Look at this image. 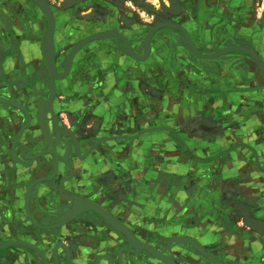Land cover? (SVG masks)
<instances>
[{"label": "crops", "instance_id": "0c3cea01", "mask_svg": "<svg viewBox=\"0 0 264 264\" xmlns=\"http://www.w3.org/2000/svg\"><path fill=\"white\" fill-rule=\"evenodd\" d=\"M19 9L21 11L17 12L19 16L21 15L19 19L25 18L26 10ZM262 32L264 35V29ZM72 37L73 35L69 39H63V44ZM14 43V39L11 42L8 36L5 38L0 36V49H9ZM16 43L17 47L14 48L17 49H14V52H19L17 54L28 64L34 57L30 54L31 42L21 40ZM63 44L59 47H63ZM37 45L39 50L36 57L42 59L44 53L41 51L42 41L37 42ZM95 45L97 48H93ZM103 46L101 41L91 42L81 52L88 53V58L96 55L95 52L104 54L102 65L106 69L105 82L108 84V93L103 102L109 111L114 110L117 105V120H126L127 109L135 111L132 112L135 117L140 115L136 114V109H140V105L145 103L141 98L142 74L151 77L160 72L164 81L174 83L178 104L195 103L202 106L207 95L211 96L213 99L209 100L211 105L209 113L217 109L218 118H222L221 105L223 103L228 105L225 110L233 115L236 135L247 136L246 144L238 143L236 140L237 147L234 151H229L231 155L227 156L229 157L227 160L209 161L207 164L212 170L210 175L204 179L200 176L195 178L197 182L193 178L191 184L194 187L191 193L187 181L190 179L181 177V180L176 182L177 186L167 189V194L163 198L158 190L148 188L145 182H139V179L138 182L134 181L133 185L131 183L126 185L132 169L135 172L138 167L141 168L142 150L134 149L131 156L127 157L123 145L120 146L118 143H113L112 146L102 145L104 151L96 150L83 159L73 158V176L70 180H65L69 174L65 164L61 162L54 164L50 155L38 159L36 157L33 164L24 172L17 171V175L12 172V175L8 174L5 177L0 174V190L3 184L2 193L9 188L13 192L8 204L3 197L4 194L0 192V223L4 227L0 229V242L12 236L20 242L34 245L41 251L47 264H70L68 257L73 264H108V259L115 261L122 244L118 242L119 238L114 236L113 230L107 224L92 226V221H86V218L92 217L91 213L74 221H68L72 215V204L63 197L67 193H75L85 200L96 203L124 222L125 218L135 219L143 216L151 220L159 218V222L166 224L175 221L189 231L199 229V236L203 232L212 233L217 249L220 250L217 261L221 264H264V77L253 56L244 52L239 55L241 57L239 61L230 60L228 66H222L217 65L218 59L224 57L227 60L231 59L232 52L216 53L214 55L216 58L207 59L210 65L204 64L206 59L195 54L197 59L195 56H191L190 59V55L186 53L180 56L173 55V52L166 54L162 52L160 56L163 59L158 60L159 54L150 52L145 57L148 59L143 62L138 54V56L135 54L138 58H133L123 51L104 50ZM257 49L259 52H251V54L259 57L264 64V43L260 49ZM201 55L206 56L203 53ZM17 58V55L13 54L5 64L6 68L12 65L13 68L10 70L13 73L18 70V67L13 65ZM60 58L61 56L56 57L55 54L56 64ZM147 61L149 64L146 63ZM73 62L74 59L71 64L72 69ZM159 65L165 70L159 71L157 69ZM153 79L150 78L152 82ZM114 82L118 83V86H114ZM66 83L61 82L58 89L61 90L62 85L65 84L62 93L68 96L67 100L74 102L80 87L73 80ZM153 90L158 89L153 86ZM228 90L230 91L227 92ZM56 105V109L62 111V105L58 101ZM130 106L132 108H129ZM200 109L205 110L202 107ZM123 110L125 113L121 112ZM235 110L237 113H234ZM174 119L170 116L167 120ZM239 130L244 133L240 134ZM102 133L108 136L116 135L111 132L110 126ZM27 134L28 136L23 138L26 146L20 149V154L28 159L36 151L32 144L46 145L47 141L41 139V134L35 126ZM214 135L224 134L219 129ZM26 151H29V155ZM59 152L63 154L61 150ZM253 152H256L259 158V166L256 165V161L251 160L252 157L254 158ZM1 166L3 167L4 164ZM8 168L16 169L11 163L8 164ZM225 171L231 173L228 181L215 182L216 175ZM110 172L113 176L109 175ZM52 173L53 177H49ZM2 177L5 181L1 180ZM155 183V186L158 185V182ZM165 183L168 185L170 180L164 181L163 185ZM176 188L181 190L177 202L174 195L170 198L167 196ZM210 191L217 192V197L214 198L216 202L213 204L215 208L213 220L206 216L207 211L204 209L206 206L211 207V204L205 205V201L210 200L205 197ZM190 194L193 195L191 200L195 202L193 208H186L184 198ZM10 225H13V229H10ZM167 227L168 225H165L164 228L168 229ZM191 238L199 241L198 237ZM2 246L4 248L0 249L1 264H45L44 258L31 247L23 244ZM54 249L56 254L53 253ZM123 260L124 264H127L125 256Z\"/></svg>", "mask_w": 264, "mask_h": 264}, {"label": "rangeland", "instance_id": "374dc122", "mask_svg": "<svg viewBox=\"0 0 264 264\" xmlns=\"http://www.w3.org/2000/svg\"><path fill=\"white\" fill-rule=\"evenodd\" d=\"M45 1L55 16L53 49L56 52V57L61 56L59 62L57 61L58 72H63L66 66L64 60L66 52L84 38L100 31L119 32L129 40L136 55L146 57L148 51L145 46V38L149 31L158 24L178 25L185 29L190 41L184 33L176 28L163 27L157 30L151 41V52L159 54L158 60L163 59L160 56L162 52L165 54L173 52V55L180 56L186 53L190 55L191 59V56H195L191 46L195 51L206 56L215 55L223 50L232 52L231 59L227 60L225 57L221 60L218 59L217 65L222 66H228L230 60L239 61L241 58L239 55L244 52L255 56L251 52H259L257 48L260 49L264 43L262 32L264 29V0ZM26 3L29 5V10L25 9V18L21 19L29 30L23 38L16 39L17 42L21 40L29 42L31 41L30 35L33 34L39 36V27L40 25L46 27V21L33 4L34 2L31 3V0H0V15L5 14L14 21L21 17L18 14L19 8H23V4ZM72 35L71 40L63 44L62 40L69 39ZM40 40L39 37L38 42ZM95 41L103 42L104 50L126 51L124 44L114 36ZM14 42L16 43L15 39ZM61 44L63 47H59ZM87 44L76 52L71 75L64 80H55L48 73L47 80L49 79L57 86H60L61 82L68 84L72 80L74 83H78L80 88L77 96L74 97V102L67 100L68 96L62 93L65 86L63 84L59 90L58 103L62 105V125L69 132L75 134L82 143L83 149L87 151L86 154L94 153L96 150L104 151L103 146H110L113 143L123 145L126 150L124 154L127 157L131 156L134 149L142 150L141 168L138 167L135 172L132 169L126 185L128 183L133 185L134 181L138 182L139 179V182L144 181L148 188L158 190L157 192H160L163 198L167 194V189L176 187V182L181 180V177H185L190 179L186 180L190 184L191 193V189L194 187L191 184L193 178L197 182L195 178L200 176L204 179L210 175L212 170L207 164L209 161L227 160L229 158L227 156L231 155L229 151L235 150L237 142L246 144L247 136L237 137L236 135V122L232 119L233 115L229 114L230 111L225 110L226 107H229L228 105L224 103L221 105L222 118H218L217 109L209 113L211 106L209 100L213 99L211 96L207 95L202 106L195 103L193 105L191 103L178 104L174 83L164 81L160 72L151 77L148 75L145 77V74H142L143 78L140 80L141 98L145 103L140 105V109H136V114L140 115L135 117L132 114L135 111L127 109L126 120H117V105L114 110L110 109L109 111L103 102L108 93V84L105 82L106 69L102 65L104 54L95 52L96 55L88 58V53L81 52ZM96 46L93 48H97ZM89 48L92 49V47ZM14 49V47H10L3 51L14 52ZM172 57L175 58V56ZM195 58L197 59L196 56ZM146 63L149 64V61ZM189 63L191 64V61ZM203 63L210 65L207 59ZM157 69L165 70L160 65ZM152 77L154 82L150 80ZM116 79L115 77L114 80L116 81ZM114 86H118V83L114 82ZM153 86L158 90L154 91ZM209 93L211 92L209 91ZM200 107L205 110H201ZM121 112L125 113V110ZM234 113H237V110ZM170 116L175 119L168 121ZM139 117L140 119H138ZM108 126H110L111 132L116 135L108 136L106 133H102V131L106 132ZM219 129L224 135L215 136L214 133ZM239 131L240 134L244 133L242 130ZM210 133L212 135H209ZM253 156L254 158L252 157L251 160L256 161L254 152ZM230 174L226 171L222 174L218 173L215 182H227ZM109 175L113 176L111 172ZM166 180H170V183L163 185ZM155 182H158V185L155 186ZM214 192L210 191L205 196L211 200L205 201V205L206 203L207 205L211 204V207L204 208L207 211L206 216H209L210 220H213L215 216L213 204L216 202L214 198L217 197V192ZM180 193L181 190L176 188L172 194L169 192L167 196L170 198L174 195L175 202H177ZM192 198L191 194L184 198L186 208H193L192 205L195 201L191 200ZM88 220L91 221V218ZM121 222L140 240L157 247L161 254L173 260L175 264H215L206 255L218 260L220 250L217 249V243L212 233L203 232L199 236V229L189 231L185 230L181 223L175 221L166 224L159 222V218L151 220L143 216L135 219L125 218V222ZM165 225H168V229L164 228ZM192 236L198 237L199 241L191 238ZM120 240L125 246L121 237ZM123 250L121 253L123 257H126L127 264H164L147 253L136 255L128 250Z\"/></svg>", "mask_w": 264, "mask_h": 264}, {"label": "flooded vegetation", "instance_id": "af4514ba", "mask_svg": "<svg viewBox=\"0 0 264 264\" xmlns=\"http://www.w3.org/2000/svg\"><path fill=\"white\" fill-rule=\"evenodd\" d=\"M31 3L33 2L31 1ZM23 5V8L25 7L24 9L29 10V5L27 3ZM35 7L37 6L35 5ZM37 9L40 11L41 16L45 20L42 10L38 7ZM0 19L1 37L5 38L8 36L11 40L15 39V41H17L16 39L23 38V36L28 33L29 28L28 26H25L26 24L22 19H16L14 21L5 14H1ZM46 27L44 25H40L39 36H36V34H33L32 36L30 35L29 39L31 40L30 42L32 46L30 54L34 57L30 59L28 64H26L24 59L17 54L19 52H4L3 49H0V164H4L3 167L0 165V174L3 177L8 174L12 175L17 171L24 172L33 164L36 157L38 159L40 157L42 158L46 155H50L54 164L57 165L61 162L68 167L69 174L66 176L65 180H70L73 176V158L83 159V157L92 154V152L90 154H86L87 151L81 147L78 150L75 149V143L71 138V135L75 136V134L69 132L67 128H64L62 125L63 119L61 111L56 109V103L60 92L58 86L52 82L50 85L45 84L47 74L49 73L47 70L45 56L46 51L44 48V30ZM39 37L42 40L41 51L44 52L42 59H38V57H36L39 50L37 48ZM11 46L17 47V43H14V45L12 44ZM221 52L227 51L223 50ZM13 54H16L18 57L17 60H15L16 62L13 64L18 67V70L15 73L10 70L13 68L12 65L9 68H6L5 65L7 60L13 57ZM71 70L68 76L71 74ZM68 76H66V78ZM33 126H35V129L40 132L41 139L43 138L42 140H46L47 144H37L33 142L34 144H32V146H35L36 151L33 152V154L27 159L21 156L20 149L22 150V147L26 146L23 142V138L28 136L27 133L30 132ZM60 150L63 154H60ZM26 154L29 155V151H26ZM7 163H11L16 167V169H9ZM3 177L1 180L5 181V178L3 179ZM49 177H53V173L50 174ZM2 188L3 184L0 190L1 193ZM2 195L8 204L9 198L13 195V192L10 188L5 189ZM76 196L82 198L75 193H67L63 198H67V201H70L71 204H73ZM82 199L85 200L84 198ZM88 213L92 214V217H90L91 219L97 217L99 220V224L93 223V220H91L92 226L94 225L96 227L99 225L101 226L102 224H107V226H109V224L100 218L95 212L91 211ZM86 221H89L88 218H86ZM2 225L3 224L0 223V229L1 227L4 228ZM10 229H13V225H10ZM114 236L119 238V243L123 244L120 240V236H118L115 232ZM16 242H20V240L11 236L8 239H4L2 243L0 242V245L5 244L12 246L16 245ZM123 247L124 246L122 245L120 249L122 250Z\"/></svg>", "mask_w": 264, "mask_h": 264}, {"label": "water", "instance_id": "95a60500", "mask_svg": "<svg viewBox=\"0 0 264 264\" xmlns=\"http://www.w3.org/2000/svg\"><path fill=\"white\" fill-rule=\"evenodd\" d=\"M33 2H35L36 6L38 8H40L42 10V12L47 16V27L44 30V43H45V51H46V64H47V70L50 73V76L52 78H54L55 80H64L66 78V76L68 75L70 69H71V64L72 61L75 57L76 52L82 48L84 45H86L87 43H90L92 41L101 39V38H109V37H116L118 38L126 47V54H128L129 56L133 57V58H138L135 53L133 52L132 46L129 42V40L122 34H120L117 31H104V32H98L95 34H92L86 38H84L83 40H81L78 44H76L71 50L70 52H67L65 55H67V58H64L65 62H66V66L63 70V72L59 73L57 70V64L54 61V49H53V38H54V31H55V27H54V18H53V14H52V10L49 6V4L45 1V0H32ZM163 27H172V28H176L178 30H180L182 33H184L187 37V39L190 41L189 36L187 34V32L185 31L184 28H182L181 26L178 25H171L168 23H164V24H158L156 26H154L149 33L147 34L146 38H145V46L147 48L148 54H150L151 52V41L152 38L154 37L155 33L157 32V30L163 28ZM191 50L193 51V53L201 58L204 59H209L210 57H214L216 58L214 55L212 56H203L201 54H199L197 51H195V49L191 46L190 47ZM226 53H230V52H221L219 54H226ZM219 55H217L218 57ZM66 57V56H65ZM212 58V59H214ZM254 61L258 64L261 74L264 77V64L263 61L256 56H253ZM145 57H142V60H144ZM50 81L49 79L45 81V84L50 85ZM52 100V98H51ZM72 137V141L75 143V149H80L83 148L82 147V143L79 141V139L73 135H71ZM65 138V137H64ZM81 145V146H80ZM255 153V159H256V165L259 166V158ZM81 201L85 202L87 204H90V206L88 207H83L81 206ZM94 206V207H93ZM72 215L70 216L71 219H69L68 221H74L77 218L83 217L84 215H87L88 212H95L100 218H102L103 220H105L106 223L109 224L110 228L112 230H114V232L120 236L123 240V242L125 243V246L123 247V251H130V253L136 254V255H140L142 253H147L150 256L161 260L164 264H175L173 260H171L170 258L166 257L165 255L161 254L159 252V250L157 249V247L151 246L148 243L143 244L144 247H141V244L135 243L134 241H132L133 237H134V233L127 228L118 218H116L115 216L111 215L110 213H108L106 210H104L103 208H101L100 206H98L97 204H94L92 202L83 200L82 198L76 196L75 201H73L72 204ZM95 217V216H94ZM74 218V219H73ZM93 220V223L99 224V220L97 217L91 219ZM74 224V223H73ZM135 238V237H134ZM143 242V241H142ZM16 244H23L25 246H29L31 247L33 250H35L42 258L43 254L41 253V251L34 245L31 244H27L25 242H16ZM61 245V244H60ZM4 247L2 245H0V249H3ZM54 254H56V249H54L53 251ZM66 256H68V254L66 253ZM212 262H214L215 264H221L220 262H218L217 260H215L214 258L209 257L208 255H206ZM124 257L122 255V253L120 252V254H118L117 259L114 261H112V259H108V264H124ZM68 261L70 264H73L71 259L68 257ZM44 262H45V258H44ZM45 264H47V262H45ZM99 264V263H98Z\"/></svg>", "mask_w": 264, "mask_h": 264}, {"label": "bare ground", "instance_id": "6f19581e", "mask_svg": "<svg viewBox=\"0 0 264 264\" xmlns=\"http://www.w3.org/2000/svg\"><path fill=\"white\" fill-rule=\"evenodd\" d=\"M32 1V0H31ZM33 2V1H32ZM169 3H170V1H169ZM175 3V2H174ZM34 4H35V2H34ZM36 5V4H35ZM52 14H53V12H52ZM43 15H44V17H45V20H46V23H47V16L43 13ZM53 18H54V23H55V16L53 15ZM54 27H55V24H54ZM101 32V31H100ZM29 48H30V45H29ZM44 48H45V43H44ZM68 52H70V50L68 51ZM54 53V52H53ZM2 55V54H1ZM45 56H46V54H45ZM65 58H67V55H66V57ZM54 61L56 62V60H55V53H54ZM18 120V119H17ZM64 131V130H63ZM60 132V131H59ZM81 206H82V208L83 207H88V206H90V204H87V203H85V202H82L81 201ZM94 207V206H93ZM71 216V215H70ZM134 235V237H133V239H132V241H134L135 243H138V244H141V247H144V245L143 244H145L144 242H142V240H140L135 234H133ZM143 243V244H142Z\"/></svg>", "mask_w": 264, "mask_h": 264}, {"label": "clouds", "instance_id": "9594fccd", "mask_svg": "<svg viewBox=\"0 0 264 264\" xmlns=\"http://www.w3.org/2000/svg\"><path fill=\"white\" fill-rule=\"evenodd\" d=\"M153 2H155V0H153Z\"/></svg>", "mask_w": 264, "mask_h": 264}]
</instances>
